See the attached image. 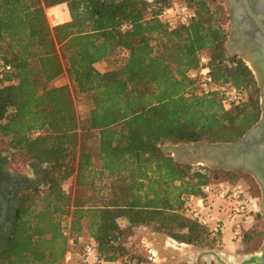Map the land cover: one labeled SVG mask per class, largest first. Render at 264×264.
Returning a JSON list of instances; mask_svg holds the SVG:
<instances>
[{"label": "trees", "instance_id": "obj_1", "mask_svg": "<svg viewBox=\"0 0 264 264\" xmlns=\"http://www.w3.org/2000/svg\"><path fill=\"white\" fill-rule=\"evenodd\" d=\"M183 1L196 18L170 31L164 13L175 0H0V45L7 48L0 141L13 156L50 166L42 185L20 195L0 264H63V230L80 236L84 225L102 259L152 264L128 257L119 219L193 247L216 244L181 210L185 195L201 193L219 175L210 179L209 168L179 164L162 147L237 141L260 120L259 89L251 69L227 55L224 7ZM55 7L64 8L66 20L51 27L46 11ZM126 24L131 28L122 30ZM202 54L217 84L240 90L239 104L225 109L217 92L205 94L189 79ZM101 62L118 67L101 72ZM65 72L75 94L90 99L83 126L69 87L51 86ZM85 128L97 134L96 151L79 147ZM75 172L85 194L72 200L64 186ZM219 173L237 184L240 172ZM97 175L111 180L99 197Z\"/></svg>", "mask_w": 264, "mask_h": 264}, {"label": "rangeland", "instance_id": "obj_2", "mask_svg": "<svg viewBox=\"0 0 264 264\" xmlns=\"http://www.w3.org/2000/svg\"><path fill=\"white\" fill-rule=\"evenodd\" d=\"M183 0H175V2H180ZM216 3L222 5L224 7V20L223 24H226L228 27V36L230 35V14L227 3L224 0H215ZM60 11L59 14L62 17V23L66 20V17L63 13L65 10L63 7H55L51 9H47V18L51 27H55L52 25L50 21V13L53 11ZM61 23V24H62ZM227 36V38H228ZM227 41V39H226ZM226 46V45H225ZM227 55L236 56L238 59L242 60L246 65L247 63L238 55L233 54L226 47ZM7 53V48L4 44L0 45V63L3 61V57H5ZM249 64V63H248ZM248 66V65H247ZM118 67V65H114L113 63L101 62L96 65V68L105 72L110 69ZM249 67V66H248ZM257 82V81H256ZM68 86L73 96V100L75 103L76 111H80L81 113V125L87 121L88 115L87 112L90 108V99L87 95L83 94H75V90L71 84V81L68 75L63 73L58 79H56L51 86ZM258 87V84H257ZM259 89V87H258ZM259 100H260V90H259ZM78 104V105H77ZM79 115V114H78ZM85 127V126H84ZM78 144L79 147H84L86 149H91L96 151L97 148V134L95 131H88L86 128L82 131H78ZM163 148V147H162ZM78 148V153L80 152ZM163 150V149H162ZM0 153L5 155L8 159V167L15 172H19L26 175H32V165L37 163L36 161L25 162L19 157H15L11 155L8 151L5 150L4 141H0ZM167 153V152H165ZM96 162V161H95ZM39 164V163H37ZM40 165V164H39ZM47 167V173L50 170V166L42 165ZM98 168V164L96 162L95 165ZM207 168V167H206ZM212 170V169H211ZM219 170H212L209 174L210 179H214L216 175H219V181L227 182L229 178L224 173L217 172ZM234 172V171H233ZM235 182L239 184L243 189L247 190V192L256 199L258 214H262L261 209V193L260 186L258 181L251 175L240 172V174H236ZM81 181V180H80ZM83 181V180H82ZM81 181V182H82ZM91 180L83 181L85 183H91ZM111 180L104 178L103 180L99 179L97 175L94 179V183L96 186L101 188L100 193L97 197L101 196L103 193L108 191L109 184ZM77 173L71 177L65 183V190L71 195L72 200L75 199L78 195L85 194L84 189L77 186L78 183ZM44 190V188H41ZM83 191V192H82ZM72 212V210H71ZM119 225L121 226L120 239L119 243L122 244L126 250L129 258H133L135 261H147L152 264H166V260L162 261V258L168 259V264H222L221 259L228 262V264H243V261L249 260L256 253L260 252L263 244H264V224L261 216L258 217V222L254 230L250 232V236L246 241H241L239 243H232L230 241V235L226 236V241L223 244L217 245L212 243H204V245H200L197 247H193L192 245H188L185 243H178L176 240L168 237L165 234L155 233L152 228L147 227H135L129 228L127 226L125 219L118 220ZM229 228L232 224L227 225ZM87 226L84 225L82 232H85V235H89ZM230 229H228L229 231ZM234 247V248H233ZM79 248V247H78ZM233 248V249H231ZM155 252L157 256L160 258L159 261L154 262L150 257H152V253ZM205 252H216L217 255L211 258L204 257ZM241 259V260H240ZM252 264V263H250Z\"/></svg>", "mask_w": 264, "mask_h": 264}, {"label": "built area", "instance_id": "obj_3", "mask_svg": "<svg viewBox=\"0 0 264 264\" xmlns=\"http://www.w3.org/2000/svg\"><path fill=\"white\" fill-rule=\"evenodd\" d=\"M51 14L49 16L52 25L55 27L61 25V15ZM164 16L168 30L172 31L188 25L196 18V13L186 2L180 1L168 9ZM129 28L131 25L126 24L122 30ZM2 69L9 70L10 66L4 67L3 65ZM188 77L205 94L217 92L225 109L239 104L242 100V93L237 87L220 85L214 81L209 58L205 54L199 57L198 68L190 70ZM183 201L182 215L204 228L210 239L215 240L217 245L226 241L227 233H229L232 243L243 241L245 233L252 228L259 212L256 199L247 190L239 184L223 181L203 185L201 193L187 194L183 197ZM228 224H232V226L229 228ZM228 229L230 230L228 231ZM63 236L67 243L63 264H129V260L126 258L113 261L102 259L97 251L96 243L89 235L83 233L80 236H75L71 228L68 227L63 230ZM150 259L154 262L160 260L156 253H152Z\"/></svg>", "mask_w": 264, "mask_h": 264}, {"label": "water", "instance_id": "obj_4", "mask_svg": "<svg viewBox=\"0 0 264 264\" xmlns=\"http://www.w3.org/2000/svg\"><path fill=\"white\" fill-rule=\"evenodd\" d=\"M224 1L229 8L231 21V33L227 38L226 47L233 54L241 57L255 76L260 90V120L235 142L209 143L199 141L167 144L162 149L164 152L170 153L175 162L182 165L203 166L212 170L249 174L258 181L264 193V133H260L264 125V68L262 67L264 58L258 59L253 56L249 48L246 47L247 45L244 44L248 38L243 36L245 33L249 34L254 30L264 43V0ZM0 202L3 207L0 217L1 226L5 220L8 207V203L1 192ZM261 209L264 214V197L261 202ZM247 263H264V244L261 251L250 258Z\"/></svg>", "mask_w": 264, "mask_h": 264}, {"label": "flooded vegetation", "instance_id": "obj_5", "mask_svg": "<svg viewBox=\"0 0 264 264\" xmlns=\"http://www.w3.org/2000/svg\"><path fill=\"white\" fill-rule=\"evenodd\" d=\"M31 171H32L31 176L12 171L8 167L7 157L0 153V192L5 197L8 203L5 220L0 226V252L3 246L5 245V243L7 242L10 232V226H11L10 220L17 206L20 195L29 188L39 187L46 180L47 167L34 163L32 165ZM259 186H260L261 198L263 201V197H264L263 189L260 184ZM2 210L3 207L0 202V217ZM260 216L264 224V214L262 213L260 214ZM220 259L222 264H228V262H226L222 258Z\"/></svg>", "mask_w": 264, "mask_h": 264}, {"label": "bare ground", "instance_id": "obj_6", "mask_svg": "<svg viewBox=\"0 0 264 264\" xmlns=\"http://www.w3.org/2000/svg\"><path fill=\"white\" fill-rule=\"evenodd\" d=\"M245 38L247 39V42H245L244 44H246L245 46L249 48V51L252 52L253 56L255 58H260L263 59L264 54V43L262 41V39L257 35V32H255L254 30L249 32V34L243 35ZM241 46H243V44H241ZM261 56V57H260ZM264 62V61H263ZM249 63V62H248ZM250 65V63H249ZM262 67L264 68V63H262ZM260 133H264V125L262 127V129L260 130ZM248 260L243 261V264H250L247 263Z\"/></svg>", "mask_w": 264, "mask_h": 264}, {"label": "crops", "instance_id": "obj_7", "mask_svg": "<svg viewBox=\"0 0 264 264\" xmlns=\"http://www.w3.org/2000/svg\"><path fill=\"white\" fill-rule=\"evenodd\" d=\"M83 233L85 234V232H83ZM233 248H231V249H233ZM153 253H155V252H153ZM215 255H217L216 252H205L204 253V257H207L208 259L211 258V257H214Z\"/></svg>", "mask_w": 264, "mask_h": 264}]
</instances>
